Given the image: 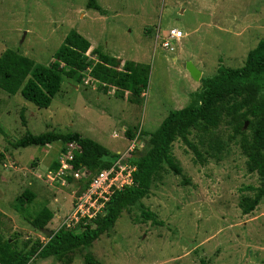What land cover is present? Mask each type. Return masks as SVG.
<instances>
[{"label": "rangeland", "instance_id": "374dc122", "mask_svg": "<svg viewBox=\"0 0 264 264\" xmlns=\"http://www.w3.org/2000/svg\"><path fill=\"white\" fill-rule=\"evenodd\" d=\"M97 2L105 15L86 9L87 0H0V56L12 49L37 65H48L67 33L75 30L93 46L86 55L94 61L100 52L118 57L120 66L126 61L149 66L140 103L130 102L129 93L120 97L114 87L104 92L100 84H78L65 76L46 109L19 93L0 90V153L4 154L0 182L14 181L8 200L0 199V209L14 219L1 221L0 236L21 253L53 236L33 225V214L51 207L54 216L44 229L53 231L57 216L69 211L77 185L69 178L63 184L44 179L49 164L66 145L55 142L45 151L13 149L11 141L26 130L33 135L77 132L120 153L127 144L123 137L128 139L126 132L131 131L133 138L139 134L137 155L141 156L148 146L143 132H154L169 112L185 107L201 88V79L214 76L219 66H243L247 53L264 40V0ZM171 28L183 33L173 53L155 45L156 31L165 35ZM188 62L201 72L198 81L185 69ZM244 132L248 133L247 126ZM188 139L200 157L177 139L172 153L181 175L165 167L152 180L149 195L123 210L114 226L91 246L28 264H86V254L96 264H199L201 259L207 264H264V197L253 212L242 214L241 198L252 195L244 189L257 187L259 180L246 170L240 137L234 136L230 120L224 119L210 135L191 130ZM34 169L41 179L30 173ZM29 182L38 183L40 196L19 213L13 204ZM143 208L154 213L162 226L144 221Z\"/></svg>", "mask_w": 264, "mask_h": 264}, {"label": "trees", "instance_id": "16d2710c", "mask_svg": "<svg viewBox=\"0 0 264 264\" xmlns=\"http://www.w3.org/2000/svg\"><path fill=\"white\" fill-rule=\"evenodd\" d=\"M86 9L105 15L97 0H87ZM90 47L86 38L71 30L56 50L54 61L48 65H37L34 60L17 51L6 49L0 56V90L8 95L19 93L37 108L46 109L60 91L62 76L80 84L90 69V77L102 85L104 92L111 86L120 97L129 93L130 102L140 103L148 85L149 66L132 61H126L120 66L117 58L100 52L97 53L98 61H94L86 55ZM20 118L23 126H26L23 114ZM224 119L230 120L234 136L240 137L239 146L246 157L247 172L256 174L259 180L257 187L248 186L244 189L252 192V195L242 197L239 203L242 214H250L264 197V40L247 53L243 66H219L214 76L201 79V88L191 94V100L185 107L169 112L154 132L142 133L148 146L141 156L137 155L131 161L136 165L133 184L114 192L103 218L77 233L65 230L53 232L47 242L38 243L35 249L25 253L17 251L13 243L0 236V264H28L32 259L63 258L76 249L91 246L114 226L123 210L138 204L149 195L152 180L164 172L165 167L174 175H181L182 170L172 153V145L177 139L180 138L199 158V151L188 139L191 130L210 135ZM245 123L247 134L244 132ZM126 136L132 139L133 133L128 131ZM55 142L63 145L73 142L78 144L79 153L72 161L75 169L83 167L96 173L109 168L118 158L116 153L77 132L47 131L33 135L26 130L21 138L10 144L13 149H20L45 147ZM216 145L220 149L221 146ZM3 157L4 154L0 153V161ZM57 168V163L51 166L52 170ZM85 187L86 184L82 185L81 190ZM34 199L35 194L25 189L15 199L13 208L19 213L26 211ZM140 214L144 221L162 226V222L149 210L143 208ZM2 217L0 212V224ZM52 219L53 214L43 207L36 211L31 222L42 231L44 225ZM84 262L96 264L90 254L84 256ZM199 264L207 263L201 259Z\"/></svg>", "mask_w": 264, "mask_h": 264}, {"label": "built area", "instance_id": "2783aa9c", "mask_svg": "<svg viewBox=\"0 0 264 264\" xmlns=\"http://www.w3.org/2000/svg\"><path fill=\"white\" fill-rule=\"evenodd\" d=\"M182 38L183 33L177 28H171L165 35L160 34L157 30L155 45L164 51L173 53ZM89 72L90 69L87 70L83 83L97 82L90 77ZM138 135L136 134V137L132 139L123 137L127 143L124 151L117 153L118 158L109 168L96 173H91L83 167L74 168L72 161L74 156L79 153V146L76 142L66 145L64 151H59L58 168L47 170L44 179L49 183L58 181L63 184L69 178L74 185H77V190L72 198L69 211L57 216V223L54 230H51L52 233L58 230L77 233L105 216L107 204L114 192L133 184V173L136 171V165L132 164L131 161L137 156ZM113 137L118 138L120 136L113 133ZM85 184L86 187L81 190V186Z\"/></svg>", "mask_w": 264, "mask_h": 264}, {"label": "crops", "instance_id": "0c3cea01", "mask_svg": "<svg viewBox=\"0 0 264 264\" xmlns=\"http://www.w3.org/2000/svg\"><path fill=\"white\" fill-rule=\"evenodd\" d=\"M91 44V43H90ZM93 46L91 45V47H90V49H93L92 48ZM117 59H118V57H116ZM95 84H99V83H97V82H95ZM49 147V145H47V146H45V147H42V148H44L43 150L45 151L46 150V148H48ZM110 151V150H109ZM112 152V151H111ZM58 153H59V151H58ZM58 153H57V156H56V159H55V162L54 163H57V157H58ZM117 153V152H116ZM53 162H51L49 165V167L46 169V171L47 170H52L51 169V166L54 164ZM53 163V164H52ZM30 173H32L34 176H35V178L37 177V180L38 179H40V175H41V173H39V172H37V170H33L32 172H30ZM33 176V177H34ZM44 176H45V174H44ZM36 183V185H33V183H31V182H29V183H27V185L25 186V189H28V190H30L31 192H33L34 194H35V199H34V201H33V203L32 204H30V206L31 205H33L35 202H37L36 200H38V198H39V196H40V193H39V189H38V183L37 182H35ZM13 184H14V181H11V180H8V179H4V180H2L1 182H0V199H2L3 200V202H5V201H7L8 199V190L9 189H11L12 187H13ZM35 186V188H33ZM24 189V190H25ZM45 200H47V198L45 197L44 198ZM29 206V207H30ZM29 207H28V209H29ZM41 208H39L38 210H40ZM45 209L46 210H48V211H50L52 214H53V211L51 210V207H45ZM37 210V211H38ZM0 212L3 214V217H2V220H5V219H11V221L14 219L12 216H10V215H8L7 213H4L1 209H0ZM36 213V212H35ZM35 213L33 214V216L35 215ZM53 216H54V214H53ZM6 217V218H5Z\"/></svg>", "mask_w": 264, "mask_h": 264}, {"label": "water", "instance_id": "95a60500", "mask_svg": "<svg viewBox=\"0 0 264 264\" xmlns=\"http://www.w3.org/2000/svg\"><path fill=\"white\" fill-rule=\"evenodd\" d=\"M184 67L193 80L198 81L200 79L201 72L197 70L190 62L186 63ZM246 126H247V123L244 124V129L246 128ZM42 233L47 237L52 235L51 230H48V229H43Z\"/></svg>", "mask_w": 264, "mask_h": 264}]
</instances>
